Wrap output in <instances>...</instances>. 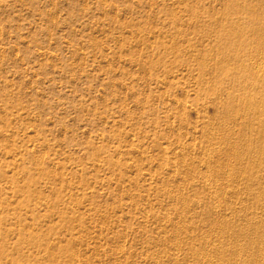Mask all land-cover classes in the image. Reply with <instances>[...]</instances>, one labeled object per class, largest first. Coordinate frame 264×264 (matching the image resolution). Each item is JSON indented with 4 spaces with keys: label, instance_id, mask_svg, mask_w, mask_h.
<instances>
[{
    "label": "rangeland",
    "instance_id": "rangeland-1",
    "mask_svg": "<svg viewBox=\"0 0 264 264\" xmlns=\"http://www.w3.org/2000/svg\"><path fill=\"white\" fill-rule=\"evenodd\" d=\"M0 264H264V0H0Z\"/></svg>",
    "mask_w": 264,
    "mask_h": 264
},
{
    "label": "bare ground",
    "instance_id": "bare-ground-1",
    "mask_svg": "<svg viewBox=\"0 0 264 264\" xmlns=\"http://www.w3.org/2000/svg\"><path fill=\"white\" fill-rule=\"evenodd\" d=\"M261 51V50H260ZM254 63V62H253ZM254 66V65H253ZM259 68V67H258ZM245 78V77H244ZM233 118V117H232ZM212 134V133H211ZM227 170V169H226ZM228 172V171H227ZM215 197V196H214ZM255 247V246H254ZM240 249V248H239ZM217 252V251H216Z\"/></svg>",
    "mask_w": 264,
    "mask_h": 264
}]
</instances>
